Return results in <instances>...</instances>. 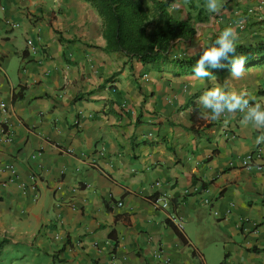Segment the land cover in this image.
Segmentation results:
<instances>
[{
  "label": "crops",
  "instance_id": "1",
  "mask_svg": "<svg viewBox=\"0 0 264 264\" xmlns=\"http://www.w3.org/2000/svg\"><path fill=\"white\" fill-rule=\"evenodd\" d=\"M262 2L222 0L212 19L204 0H173L196 31L174 52L228 26L259 41ZM105 45L86 0H0V264H264V131L197 103L224 84L264 104V62L200 80Z\"/></svg>",
  "mask_w": 264,
  "mask_h": 264
},
{
  "label": "trees",
  "instance_id": "2",
  "mask_svg": "<svg viewBox=\"0 0 264 264\" xmlns=\"http://www.w3.org/2000/svg\"><path fill=\"white\" fill-rule=\"evenodd\" d=\"M86 1L102 18L105 51L122 52L156 71L168 68L176 74H194L193 67L204 48L187 57L174 52L177 42L192 39L196 31L189 19L174 17L166 1L154 0L152 11L147 8L146 0ZM216 38L212 37L206 46H211ZM236 55L247 58L244 66L264 62V35L255 43L236 42ZM222 64L223 67L209 69L210 73L231 71L230 61ZM3 244L4 241L0 247ZM252 250L264 251V247Z\"/></svg>",
  "mask_w": 264,
  "mask_h": 264
},
{
  "label": "clouds",
  "instance_id": "3",
  "mask_svg": "<svg viewBox=\"0 0 264 264\" xmlns=\"http://www.w3.org/2000/svg\"><path fill=\"white\" fill-rule=\"evenodd\" d=\"M203 8L214 19L222 10V0H204ZM172 10L181 11L182 5L173 3ZM236 42L237 33L233 27L228 26L219 33L211 46L201 43L204 50L193 67V78L204 80L211 77L209 69L223 67L222 61H230L231 78L240 79L245 73L244 65L247 58L244 55H236ZM197 103L203 119L217 121L226 115L239 112L243 114L245 125L264 131V104L251 102L245 91L236 92L226 89L224 84H215L203 91ZM224 122L227 123V120ZM262 142L264 134L259 135L256 140L258 144Z\"/></svg>",
  "mask_w": 264,
  "mask_h": 264
},
{
  "label": "built area",
  "instance_id": "4",
  "mask_svg": "<svg viewBox=\"0 0 264 264\" xmlns=\"http://www.w3.org/2000/svg\"><path fill=\"white\" fill-rule=\"evenodd\" d=\"M165 1L168 3V9L171 11L172 10V5H173V0H165ZM263 11H264V3L263 2L248 9V13H250V14H253V13L256 14V13L263 12ZM237 25L240 26V27H243L245 25V20L244 19H240L239 21H237ZM29 43L31 44V42H29ZM31 48H33V47H31ZM0 107H4V103H1ZM5 136H6L5 138L9 139L11 135H10V133L7 132L5 134ZM261 156H262V153H261L260 149H257L254 152H251L249 155H247L243 159V161H242L243 166L255 165V164H253V162H255L258 159H260ZM155 203H157V201H155ZM119 205H122V203H119ZM160 205H161V207H166L167 206V201H163ZM174 222L176 224V227L179 230L182 229V222L180 220H175Z\"/></svg>",
  "mask_w": 264,
  "mask_h": 264
},
{
  "label": "rangeland",
  "instance_id": "5",
  "mask_svg": "<svg viewBox=\"0 0 264 264\" xmlns=\"http://www.w3.org/2000/svg\"><path fill=\"white\" fill-rule=\"evenodd\" d=\"M181 54V53H180ZM183 56V54H181ZM185 56V55H184Z\"/></svg>",
  "mask_w": 264,
  "mask_h": 264
}]
</instances>
